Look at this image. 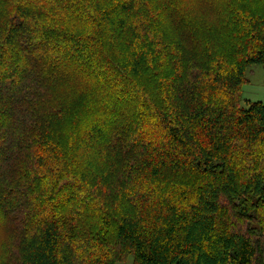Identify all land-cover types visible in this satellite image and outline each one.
Masks as SVG:
<instances>
[{"label": "trees", "instance_id": "1", "mask_svg": "<svg viewBox=\"0 0 264 264\" xmlns=\"http://www.w3.org/2000/svg\"><path fill=\"white\" fill-rule=\"evenodd\" d=\"M253 64L264 0H0V264H264Z\"/></svg>", "mask_w": 264, "mask_h": 264}, {"label": "rangeland", "instance_id": "2", "mask_svg": "<svg viewBox=\"0 0 264 264\" xmlns=\"http://www.w3.org/2000/svg\"><path fill=\"white\" fill-rule=\"evenodd\" d=\"M192 14H194V12H192ZM179 39L177 40L179 41ZM245 78L246 80L241 85L240 89L241 105L246 106V101H260L264 103V65L253 64L249 66L245 72ZM65 96H67V92L58 91L56 88L51 87L49 91L44 94L43 101H49L48 103L54 107L53 105H56L59 100H65ZM8 235L9 230H6L5 227L0 224V241H6ZM8 241L11 242V238ZM116 264H133V257L129 255L124 262H118Z\"/></svg>", "mask_w": 264, "mask_h": 264}]
</instances>
